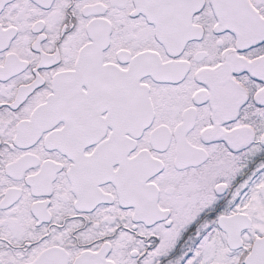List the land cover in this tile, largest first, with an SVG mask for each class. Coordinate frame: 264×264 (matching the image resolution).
<instances>
[{
	"label": "snow or ice",
	"instance_id": "6c2138e0",
	"mask_svg": "<svg viewBox=\"0 0 264 264\" xmlns=\"http://www.w3.org/2000/svg\"><path fill=\"white\" fill-rule=\"evenodd\" d=\"M0 264H264V0H0Z\"/></svg>",
	"mask_w": 264,
	"mask_h": 264
}]
</instances>
